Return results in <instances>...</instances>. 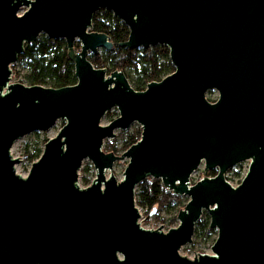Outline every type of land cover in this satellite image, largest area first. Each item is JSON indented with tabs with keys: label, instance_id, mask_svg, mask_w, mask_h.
<instances>
[{
	"label": "water",
	"instance_id": "water-1",
	"mask_svg": "<svg viewBox=\"0 0 264 264\" xmlns=\"http://www.w3.org/2000/svg\"><path fill=\"white\" fill-rule=\"evenodd\" d=\"M101 8L128 26L120 46L165 45L175 70L138 91L123 70L95 67L89 54L114 48L90 30ZM42 33L65 40L76 84L10 83L11 65ZM113 107L120 115L102 125ZM58 119L59 133L18 174L15 140ZM134 122L136 143L103 150ZM124 158L123 179L107 177ZM85 159L96 176L81 188ZM245 161L231 185L226 173ZM202 163L217 174L191 184ZM149 177L189 197L167 232L139 222L135 191ZM205 211L213 254L181 255ZM0 264H264V0H0Z\"/></svg>",
	"mask_w": 264,
	"mask_h": 264
},
{
	"label": "trees",
	"instance_id": "trees-1",
	"mask_svg": "<svg viewBox=\"0 0 264 264\" xmlns=\"http://www.w3.org/2000/svg\"><path fill=\"white\" fill-rule=\"evenodd\" d=\"M90 30L106 33L114 43V48L112 50L101 49L97 54H89V60L95 67L105 68L108 74L115 70H123L133 88L138 91L145 90L148 83L160 81L175 70L170 59V50L165 45L135 49L120 46L119 43L128 39L129 28L109 9L101 8L95 12ZM76 47H81L79 42L76 43ZM17 62L22 64L24 71L22 74L16 70ZM11 69L12 73L22 77L21 82L29 86L43 85L60 88L77 83L75 66L68 57L65 40L51 39L44 33L35 41L24 45L23 52L18 55V59L11 65ZM140 137L141 128L125 135L122 148L127 150ZM105 147L110 152L118 151L116 145L110 142H107ZM42 151L39 148L31 151L29 148L28 156L31 160L36 161ZM209 172L212 175L217 174L216 170ZM84 183L88 184V180H85ZM135 199L136 204L145 209L147 214L153 209L156 212L176 207L179 213L186 205L183 203L182 195L173 193L164 187L160 179L152 177L137 185ZM178 213L174 216L173 221H177ZM213 234H215V229L210 227L209 221L200 219L196 223L194 236L207 235L208 238H211Z\"/></svg>",
	"mask_w": 264,
	"mask_h": 264
},
{
	"label": "rangeland",
	"instance_id": "rangeland-1",
	"mask_svg": "<svg viewBox=\"0 0 264 264\" xmlns=\"http://www.w3.org/2000/svg\"><path fill=\"white\" fill-rule=\"evenodd\" d=\"M26 9L27 7L23 6L19 11V15H21ZM76 49L78 50L80 48L76 47ZM16 70L20 71L21 74L24 72L22 64L20 62L16 63ZM21 79H22L21 76H19L18 74L16 75V73H12L10 83L21 82L20 81ZM206 96L208 99L216 100L218 98V92L216 90H211L207 93ZM119 115L120 113H119L118 108L113 107L102 117L101 124L107 125L111 121L116 119ZM65 122H66L65 119H58L56 123L46 131H33L15 140L11 148V155L13 158L18 157V159H20L19 163L15 165V169L18 174H20L23 177H26L30 172L33 162L35 161L29 158L28 149L30 148L31 151H35L38 148L43 150L45 143L50 138L55 137L59 133L61 128L64 126ZM139 128H141V125L137 122H134L126 130L116 129L115 130L116 136L114 138L105 139L103 150L105 152H110L105 147V144L107 142H110L116 145V147L118 148V151L116 152V154L121 155L125 151L122 148L125 135L131 134ZM128 161H129L128 158H124L121 161H116L112 171H107L106 176L110 177V175L113 174L119 181L122 180L123 172L128 164ZM249 164H250V161H245L229 169V171L226 173V178L231 183V185L237 186L242 181L244 175L248 171ZM212 170L217 171V169H212ZM209 171L211 170L206 169L204 163H202L201 166L195 172H193L191 176V184H194L195 182H197L198 180L204 177L215 176V175L210 174ZM95 176H96V171H95L92 161L89 159H85L83 161L81 169L79 170V179L77 182L78 185L81 188H85L89 186L92 183ZM85 180H88V184L84 183ZM182 198H183L184 204H186L189 200V197L186 195H182ZM137 207L139 208V211L141 214V218L139 219V222L143 228L158 229L162 225L160 229L164 232H167L169 229L173 227H177L179 224L178 218H177V221H173L174 216L178 213L177 207L171 208V209L165 208L161 211H156L154 214H152L149 217H148L149 214L145 212V209H143L142 207H139L138 205ZM201 219L203 221L210 222V215L205 211ZM216 237H217L216 229H215V234H213L211 238H208L207 235L193 236V241L191 243H188L182 246V248L180 249V254L187 256L189 258H194L199 253L200 254H206V253L213 254L211 248H212V245Z\"/></svg>",
	"mask_w": 264,
	"mask_h": 264
}]
</instances>
